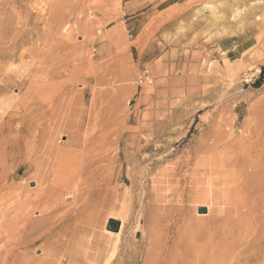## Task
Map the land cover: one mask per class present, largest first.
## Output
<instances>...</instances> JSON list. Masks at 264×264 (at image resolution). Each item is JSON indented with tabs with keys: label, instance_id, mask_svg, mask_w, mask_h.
I'll return each instance as SVG.
<instances>
[{
	"label": "rangeland",
	"instance_id": "rangeland-1",
	"mask_svg": "<svg viewBox=\"0 0 264 264\" xmlns=\"http://www.w3.org/2000/svg\"><path fill=\"white\" fill-rule=\"evenodd\" d=\"M226 1L2 0L0 5L6 3L2 6L11 19L7 20L9 25L6 21L3 26L5 33L3 43L0 42V157L5 153L14 157L11 160L5 157L8 161L5 171L0 167V177L6 178L0 184V264H22L24 261L20 252L26 244H20L19 231L25 168L20 167V154L15 144L22 133L32 136L28 131L20 133L21 115L26 114L31 105L45 106L49 108L47 116H53L60 112L59 103L63 96H70H66L67 106L62 109L65 112L62 111V116L58 115L56 120L71 124L82 121L84 126L80 134L84 143L89 145L88 152L91 149L88 140L92 136L108 133L106 142L113 141L115 133L111 135V130L103 129L116 119L113 108L116 107L115 111L118 106L121 109L118 121L122 120V123L117 133L116 160L101 164L107 170L104 176L108 174L112 180L97 201L98 227L89 236L83 233L76 236L77 243L74 240L71 243L72 236L65 233L51 237L34 236L36 238H31L27 244L29 261H42L46 256L42 247L46 244L50 247L47 249L53 248L57 252L51 264H67L64 256L75 248L73 251L78 254L79 264H142L148 247L146 230L153 224L154 215H158L153 199L158 190L155 192L152 188L151 179H158L161 170L170 167L178 157L186 161L192 154L200 157L198 169L202 172L199 173L202 184L198 186L199 191L204 192L202 194L211 192V188L214 191L218 185L203 182L207 179L205 171L209 172L210 159H235L234 164L238 167L240 164L237 168L242 172L247 160L228 150H216L211 140L216 131L228 133L226 125L230 122L234 124V134L227 140L233 146L239 142V132L246 122L254 125L264 119V78L257 86L264 66V0H245L232 8L231 2L226 5ZM55 67L59 69L55 70ZM104 74L108 80L102 77ZM144 74L148 80L139 84V77ZM106 89H109L108 97H105ZM76 95H79L77 99ZM114 95L121 107L110 97ZM77 100L79 105L75 104ZM106 100H111L114 107ZM92 101L94 104L98 102L94 105L96 109H92ZM66 111L72 112L70 117V114H64ZM251 124L248 125L250 129ZM48 125L49 122L44 123V127ZM207 133L214 135L210 137ZM53 140L67 148L69 134L55 130ZM112 152L114 146L105 154ZM241 158L244 160L240 161ZM204 160L209 166L204 165L208 167L206 170L203 164L201 166ZM213 169L210 167L209 170ZM227 169L233 170L231 167ZM136 175L139 179L131 194V179H136ZM249 175L250 179L254 178ZM252 182L249 184L251 188L241 197H246L252 208L259 205V209L258 206L253 208L255 213L261 210L256 219L259 223L256 222L254 233L244 246L226 242L221 235L215 223L222 214L220 198L209 196L210 199L208 197L198 206L184 199L187 207L184 213H187L182 227L185 239L181 244L186 246V251L196 252L197 264H264V224L261 226L264 223V182L256 185ZM184 186L183 198H189V185L186 182ZM254 189H260L263 197ZM122 192H126L125 200L120 198ZM204 204L209 205L210 212L199 214L197 208L205 207ZM63 211L56 213L52 220L54 224L63 219ZM109 218L122 221L118 237L104 231ZM14 227H17L15 231ZM190 233H194V241ZM174 236L170 235L168 240H175ZM112 239H116L117 244L108 263L106 259L110 255L108 250ZM88 240H92V244ZM97 251L102 253L99 260L88 261L82 257L85 252ZM184 257L185 254L182 259L188 262L189 259L186 261ZM176 259L180 264L184 263L181 257Z\"/></svg>",
	"mask_w": 264,
	"mask_h": 264
},
{
	"label": "bare ground",
	"instance_id": "bare-ground-1",
	"mask_svg": "<svg viewBox=\"0 0 264 264\" xmlns=\"http://www.w3.org/2000/svg\"><path fill=\"white\" fill-rule=\"evenodd\" d=\"M229 1L231 2V8H232L239 3H242L245 0H227L226 5H228ZM0 3H3L2 0L0 1ZM4 4H6V3H4ZM4 4H2V5H4ZM2 5H0V7H2L0 10V42L3 43L2 35L5 33L3 31V26H6L5 25L6 21L8 20V18L9 19H11V18L9 16L7 17L8 11L4 12L6 10V8L4 9V7ZM225 7L227 8V6H225ZM226 8H224V9H226ZM227 11H228V9H227ZM224 12H226V10H224ZM5 16L7 18H5ZM7 23H8V21H7ZM8 25H9V23H8ZM5 40H4V42H5ZM51 61L52 60L50 59V62ZM61 65H63V64H60V66ZM63 66H65V65H63ZM59 67H55L56 69L55 68H53V69L57 70V68L59 69ZM119 67H121V66H119ZM124 68H125V66L123 65V69ZM60 69H61V67H60ZM123 69H121V70H123ZM123 72H125V71H123ZM54 74H57V73H54ZM125 74L126 73H124V77H126ZM102 77H104L106 80L109 79L108 76H106L108 79L105 77V74ZM104 78H103V80H104ZM98 80H101V79H98ZM106 80H104V81L106 82ZM100 82H102V80ZM97 85H99V84L97 83ZM118 88H121L119 90L123 89L122 87H118ZM118 88L116 90H118ZM107 90H109V89L104 90V93L106 92L105 97H108L107 94L109 93V91L107 93ZM119 90H118V92H120ZM93 91H95V90H93ZM101 92L102 91H100V94L102 95L103 92L102 93ZM116 94H119V93H116ZM66 96L70 97L67 94H65L63 96V98L60 100V103H59L60 112H58L57 115L47 116L48 115L47 112H49V108L47 109L45 106H41V105L40 106H32L31 105V107H29L26 114L21 115V126H20L21 131H20V133L22 131H26V132L28 131V133H31V135H32L29 137V134L28 135H23V133L20 134V139L18 140V143L15 144V146H16L15 148L17 149L18 153L20 154V167L25 168V170L22 173V177L23 178L25 177V178L22 181L23 187L21 186L22 187L21 188L22 193L20 194V231H19L20 234L18 232V234L20 235V244L21 245H23L22 243L26 244L22 250V253L20 252L21 256L23 254V257H24V259H23L24 261L23 262L21 261L22 264H51L52 263L51 259L54 257V254L55 255L57 254V252L55 253L52 250L53 248L47 249L50 247L48 245L44 244V246L42 247V250L45 251V255H46L45 258L42 259V261H40L38 259L35 262L33 261L34 259L32 260L33 262L31 260L29 261L28 256H27V253H28V245L27 244H28V242H30V239L33 238L34 236L37 237L38 235H43L46 237L47 236L51 237L53 235L54 236H60L62 234L64 235V233H65L66 235L72 236L70 238L71 243H73V240L75 242L78 241L79 239L76 238V236H78L82 233L85 234L86 236H89L90 232H92L93 229L97 228L98 224H99V211L97 208L98 207L97 201L100 198V196L102 195V193L104 191L108 190V186L110 184V179L112 180V178L108 177V174H106V176H104L105 171H107V170H105L103 168L104 165L102 167L101 164H102V162H107V163L111 164L113 160H116L115 159V152H116V148H118V145H119V136H117V133L119 132V128L121 127V123H122V120L118 121V118H120V116L118 117V114L121 113V109H119V106H118L119 103L117 104V102H119V101H117V102L115 101V99L117 97L115 95H114L115 97L110 96V97L114 98L113 100H114V102H116V104L118 106L117 107L118 112L115 111L116 107L113 108L114 112H115L113 114H114V116L116 115V119L114 121H112L111 123L107 122V123H109V125H105L104 128L101 126L105 131L111 130L112 131L110 133L111 135H112V133H115L113 141H111L110 143L106 142L107 137L109 136L108 133H106V134L102 133V134H99L98 136H92L88 140L90 147H91V149H89L90 151L88 152L87 146H89V145L84 143V139H82L81 134H80L81 130L84 126V123L82 121H80V122L78 121V123L71 121V122H73L71 124V123H68V121H67L68 119L66 120L67 122H65V121L61 122L60 120H56V119H58L57 118L58 115H61V112L64 111L62 109L67 106V99L68 98ZM75 97L77 99L79 97V95H76ZM119 97L120 96H118V100L120 99ZM112 98H111V100H112ZM71 99H70V101H71ZM76 99H74V100H76ZM106 99H108V98H106ZM108 100H106V102ZM111 100L108 102H111L113 105V102ZM93 101L96 102V100H94V99H93ZM93 101L91 103L92 109L93 108L96 109L97 106L95 107L94 105L98 104V102L94 104ZM99 101H100V99H99ZM13 102H14V100H13ZM10 103H11V101H10ZM71 103H73V102H71ZM111 103H109V106H111ZM75 104L79 105L78 100L76 101ZM100 104H101V102H100ZM73 105H74V103H73ZM78 105H76V106L78 107ZM113 107H114V105H113ZM120 107H121V105H120ZM107 108L108 109L110 108V110H111L112 107H107ZM73 109H71L72 112L75 110V109L74 110ZM72 112L70 111V113H72ZM70 113H68L66 111V113H64V114L66 115V114H70ZM70 116H71V114L69 115V117ZM63 118H64V116L62 117V119ZM48 122H49V125L47 127H44V123H46V125H47ZM249 123L251 124V122H249ZM249 123L246 122V124H244L243 129L240 130V132H239V134H240V139L238 137L239 142L236 144H233V146L231 145V141L227 140V137L229 135L234 134V124L233 123L230 124V122H229L226 125L228 133H224L222 130L215 132V134H216V136L214 137L215 140L214 139L211 140V144L214 143V144H212V147L215 148L216 150L217 149L218 150L219 149L228 150V152H230L231 154H233L237 157L240 156V157L244 158L245 160H247V162L245 161L246 165L245 164L244 165L246 166V168L249 171H246L247 169L245 170V166L242 165V166H244L243 170H245V171L242 170V172H240L241 169L240 170L238 169V168H240L239 162L236 163V164H239V167H238L234 164L235 159L233 160L232 158H230V160L229 159L214 160L213 158L210 159L209 166L214 167L213 170H209L210 167L208 166L207 161L204 160V162H206L207 164L202 162L201 166H202V164H203V166L204 165L208 166L209 168L205 167V166H204V168H205V170L208 168L209 172L205 171L207 179L205 178L206 180H204L203 182L209 181L210 185L218 184L216 189L214 186H212V187H214V191H213V188H211L212 189L211 192L209 191L211 193V195L209 192L205 191L206 194H202L204 192L201 193L199 191L200 189H199L198 184H200V183L202 184V182H201V180H199V178H201V177H199V173L201 172V170L199 172L198 167L200 166L201 161L199 159L200 157L197 154H192V155L189 154L190 156H188L189 158H188V160L186 159V161H184V159L181 160L178 157V159L173 164H171L170 167L165 168L163 171L161 170V172L158 174V176H159L158 179L156 178L155 180H152V179L150 180L153 184L151 186H152V188L155 189V192L158 190V193L155 194L153 197L154 203H155V211H156V214L158 213V215H154L153 224L151 222L152 225H150V228L148 226L149 229L147 228V230H146L148 247L146 250L145 257H144V262L142 264H173V262H175V264H176V263H179V261L176 259L177 257L178 258L181 257L180 260H182V261L184 260L183 264H197L196 252L194 250L192 252L186 251V248H185L186 246L183 247L181 244L182 241L184 244V239H185V237L183 235L184 231H183L182 227L184 228L183 223L185 222L184 218H186V217H184V214L187 213V212L184 213L187 209L186 205L184 204V202H185L184 199L186 201H188L189 204H191V203L195 204V205L197 204V206H198V204H200V203L202 204L204 201L206 202V199L208 200L209 196L210 197L213 196V198H215V199L220 198V201L223 203V204L221 203L223 206V209H222L221 216L218 218L215 217L216 218L215 223L219 227V231H220L221 235L224 237L226 242L229 241L230 243L234 244L235 246L239 247V246L245 245L246 240L249 239V237L254 233V232L252 233V230H253V227L256 225V222H258V220L256 221V219L258 218L257 214L261 209L259 211H257V213H255L253 208L256 205H254V207L252 208L251 205H249L250 203L248 202L247 198L246 197L243 198V197H241V195L246 190L248 191V189L250 187L249 184H250L251 180H253L252 183H254L255 185L257 182H260L261 179L264 182V119L254 122V125L251 124V125H253L251 129L248 126ZM87 125L89 126V124H87ZM102 125H104V124H102ZM220 127H217V128H220ZM55 130H59L60 132H65V133L69 134V141H68L69 143H68L67 148L63 145H59L58 143L54 142L53 134H54ZM104 130H102V131H104ZM245 133H247V137H245L246 140L243 139V135H246ZM104 135H105V138H104ZM206 135H210V133H207ZM212 135H214V134H211L210 137ZM205 137H208V136H205ZM87 139H85V140H87ZM208 139H209V137H208ZM233 140H234V138H233ZM235 140H237V139L235 138ZM209 141H210V139H209ZM212 141H214V142H212ZM112 146H114V152H112L111 154H108V155L105 154L107 151H109V149ZM204 147L206 148V146H204ZM208 148L210 149L211 147H208ZM211 150H213V149H211ZM193 153H195V152H193ZM87 154L88 155L91 154V156L89 155L90 157L87 156V158H86L85 155H87ZM12 156L13 155H8L7 153H5V154H2V156L0 157V167L1 168L3 167L2 168V169H4L3 171H5V168H6L7 163H8V161H6L7 159L5 160V157L10 158V160H11L14 157V156L13 157ZM242 158L240 159V161L242 160ZM231 159H232V161H231ZM245 162H243V163H245ZM230 167L233 168V170L227 169ZM204 168H202V169L204 170ZM217 168H219V169L217 170ZM108 170L111 171V169H108ZM141 173H139V174H141ZM249 173L251 174V177L253 176L254 178L250 179ZM134 174H135V172H134ZM3 176H4V174H3ZM5 177H6V175H5ZM5 179L6 178L0 177V184L3 181H5ZM138 179H139L138 175H136V179L134 177L131 179L132 181L130 184H131V188L133 190V192H131V194L134 193V190L136 189ZM30 182H32L31 185L29 184ZM139 182H142V181L140 180ZM186 182L189 185V188H188V191H189L188 194L189 195H187V196H189V198L188 197L183 198V192L185 191L183 189L186 187V186H184V184H186ZM262 185H260V186H262ZM258 186H259V184H258ZM260 188H262V187H260ZM174 189L175 190L177 189V192L176 191L173 192ZM252 189H253V187H252ZM21 190H20V192H21ZM132 190L130 189V191H132ZM256 190H258V189H256ZM259 190H258V192H259ZM250 191H252V190H250ZM114 192H116V191H114ZM151 192L153 193V191H151ZM7 193H9V192L7 191ZM7 193H5V194H7ZM125 193L126 192L119 193V194H122V196L120 195L121 196L120 198L123 197V199L125 200ZM262 193L263 192H261V195H262ZM9 194H11V193H9ZM253 194H255V193H253ZM258 195L260 196V194H258ZM253 196H251V197L253 198ZM102 197H104V194ZM150 197H152V196H150ZM169 197H171V199H168ZM210 197H209V199H210ZM258 197H256V199ZM262 197H263V195H262ZM262 197H259V198L262 199ZM131 199L132 198L130 197V199H128V200L130 201ZM253 200H252V202L254 203ZM123 202L124 201H122V203ZM147 202H149V201H147ZM255 202H257V201H255ZM260 203H262V202H260ZM207 204H208V202H207ZM207 204H204V205H205V208L207 209L206 213L208 214L210 212V210L208 207L209 205H207ZM257 206H258L257 209H259V205H257ZM149 207H150V205H149ZM150 209H152V208H150ZM62 210H64L63 211L64 213L62 215L63 219L60 220L58 218L60 223L54 224L53 223L54 221L52 222L53 218L56 216V213H58ZM261 216H263V215H261ZM259 217H260V215H259ZM148 218L149 217H147L146 219H148ZM189 219H190V216H189ZM189 219L187 221H189ZM261 219H263V218L261 217ZM261 219H260V221H261ZM191 220H192V218H191ZM191 220H190V223H192ZM150 221H148L149 224H150ZM261 222H263V221H261ZM194 223H196V222L194 221ZM262 224H264V223H261V226H263ZM186 225H188V224H186ZM186 225H185V227H186ZM190 225H192V224H190ZM121 226H122V221H119V220L117 221L113 218H109L107 220L106 228L104 229V231L110 236L118 237L120 232H121ZM16 229H17V227L13 228L14 231ZM193 229H194V226H193ZM193 229H191V230L193 231ZM193 234L194 233H190V236L194 241V237L192 236ZM170 235L172 237L175 235L176 239L173 241L171 240V242H170L168 240ZM36 237H34V238H36ZM76 239H78V240H76ZM88 242H89V244L90 243L92 244L93 241L88 240ZM116 244H117V240L112 239L110 246H109V250H108L110 252V255L107 257L106 262L111 260L112 255H113L114 251L116 250ZM165 249H168V250L165 251ZM73 250H76V248ZM73 250L71 249V251H69L68 254L66 256H64L67 264H79V259L77 256L78 254H77V252H74ZM189 250H191V248ZM101 254L102 253H100V251H97V252L91 253V254H89L88 252L87 253L85 252V255L82 257H84L88 261H91V260L96 261L102 257ZM183 254L186 255V257H184V258H186V261L189 259V261L186 263H185V259H182ZM20 258H22V257H20ZM176 260L178 262H176Z\"/></svg>",
	"mask_w": 264,
	"mask_h": 264
},
{
	"label": "built area",
	"instance_id": "built-area-1",
	"mask_svg": "<svg viewBox=\"0 0 264 264\" xmlns=\"http://www.w3.org/2000/svg\"><path fill=\"white\" fill-rule=\"evenodd\" d=\"M148 80V76L144 74L143 76L139 77V84L146 82Z\"/></svg>",
	"mask_w": 264,
	"mask_h": 264
},
{
	"label": "water",
	"instance_id": "water-1",
	"mask_svg": "<svg viewBox=\"0 0 264 264\" xmlns=\"http://www.w3.org/2000/svg\"><path fill=\"white\" fill-rule=\"evenodd\" d=\"M197 212H198L199 214H206L207 209H206L205 207H199V208L197 209Z\"/></svg>",
	"mask_w": 264,
	"mask_h": 264
},
{
	"label": "trees",
	"instance_id": "trees-1",
	"mask_svg": "<svg viewBox=\"0 0 264 264\" xmlns=\"http://www.w3.org/2000/svg\"><path fill=\"white\" fill-rule=\"evenodd\" d=\"M262 78H264V66H262V68H261L260 79H259V81H257V86H258V84H259V82H260V80H261Z\"/></svg>",
	"mask_w": 264,
	"mask_h": 264
}]
</instances>
